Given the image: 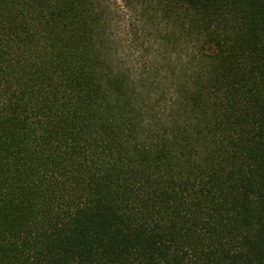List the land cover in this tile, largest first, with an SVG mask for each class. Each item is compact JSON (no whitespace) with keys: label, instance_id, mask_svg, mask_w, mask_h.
Returning a JSON list of instances; mask_svg holds the SVG:
<instances>
[{"label":"trees","instance_id":"16d2710c","mask_svg":"<svg viewBox=\"0 0 264 264\" xmlns=\"http://www.w3.org/2000/svg\"><path fill=\"white\" fill-rule=\"evenodd\" d=\"M0 264H264V0H0Z\"/></svg>","mask_w":264,"mask_h":264},{"label":"rangeland","instance_id":"374dc122","mask_svg":"<svg viewBox=\"0 0 264 264\" xmlns=\"http://www.w3.org/2000/svg\"><path fill=\"white\" fill-rule=\"evenodd\" d=\"M208 51H209V49H208Z\"/></svg>","mask_w":264,"mask_h":264}]
</instances>
